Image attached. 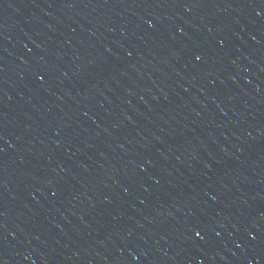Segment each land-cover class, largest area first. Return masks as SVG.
<instances>
[{
    "label": "water",
    "instance_id": "95a60500",
    "mask_svg": "<svg viewBox=\"0 0 264 264\" xmlns=\"http://www.w3.org/2000/svg\"><path fill=\"white\" fill-rule=\"evenodd\" d=\"M0 264H264V0H0Z\"/></svg>",
    "mask_w": 264,
    "mask_h": 264
},
{
    "label": "snow or ice",
    "instance_id": "6c2138e0",
    "mask_svg": "<svg viewBox=\"0 0 264 264\" xmlns=\"http://www.w3.org/2000/svg\"><path fill=\"white\" fill-rule=\"evenodd\" d=\"M199 59V57H197ZM197 235H199V233H197Z\"/></svg>",
    "mask_w": 264,
    "mask_h": 264
}]
</instances>
